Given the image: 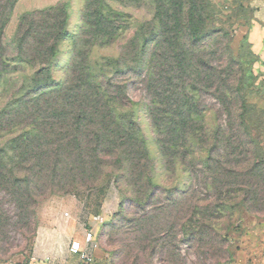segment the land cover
I'll return each instance as SVG.
<instances>
[{
	"label": "trees",
	"instance_id": "trees-1",
	"mask_svg": "<svg viewBox=\"0 0 264 264\" xmlns=\"http://www.w3.org/2000/svg\"><path fill=\"white\" fill-rule=\"evenodd\" d=\"M110 1L132 0H85L83 26L77 36L82 58H74L70 76L60 85L50 76L49 66L66 34L65 8L58 4L24 13L19 19L13 52L20 62L30 64L34 73L28 91L4 106L0 114V137H11L0 145V229L23 235L33 224L39 197L91 188L99 179L94 171L105 167L123 169L130 175L133 186L139 184L142 191L153 186L146 171L148 151L144 140L137 135L131 113L122 114L130 108L132 80L108 75L94 77L84 54L86 47L88 50L111 44L120 30ZM14 2L0 0V74L9 65L1 33ZM153 2L156 27L146 38L154 40V50L159 51H153L152 56L149 53L145 60L141 54H145L148 43L137 52L138 39L132 38L115 61L114 74L142 73L144 62L147 63L143 76L139 77L150 99L151 121L164 141L175 147L180 143L186 147L194 138L191 123L197 117L178 88L180 81L182 86L187 80L209 88L214 86L213 96L220 104L218 114L224 115L225 123L218 124L213 134L200 136L206 155L202 168L192 178L197 188L211 186L220 192L229 188L240 193V201L246 203L247 209L261 211L264 163L257 162L260 151L249 146L253 138L244 124V113L235 109L240 100L242 76L239 78L240 73L233 68L220 71L203 62L191 71L187 57V44L203 36V0ZM132 53L135 57H131ZM166 88L170 89L168 93ZM170 205L178 206L174 197ZM152 208L144 215L154 224L156 215H150ZM198 222L201 242L211 224ZM168 227L171 229V221ZM140 230L139 241L154 235L152 226L151 230Z\"/></svg>",
	"mask_w": 264,
	"mask_h": 264
},
{
	"label": "rangeland",
	"instance_id": "rangeland-1",
	"mask_svg": "<svg viewBox=\"0 0 264 264\" xmlns=\"http://www.w3.org/2000/svg\"><path fill=\"white\" fill-rule=\"evenodd\" d=\"M58 4L65 8L67 20L66 34L49 66L55 84H62L70 76L74 58H82L77 36L83 26L85 0H15L1 33V41L8 49L9 65L0 74V114L4 106L28 91L34 73V68L20 62L13 52L20 17ZM109 5L117 13L114 19L120 21V30L111 44L88 50L86 47L84 54L94 77L108 75L132 80L130 108L122 114L131 113L137 135L144 140L148 151L146 171L153 186L142 191L139 184L133 186L130 175L123 169L105 167L94 171L99 179L91 188L39 197L34 206L35 219L26 233L0 229V259L25 255L38 227L45 228L47 212L57 208L62 218L78 217L85 228L94 215L104 216V221L97 225L95 241L108 253L111 264H264V209H247L246 203L240 201L242 194L229 188L221 192L211 186L197 188L192 178L202 168L206 155L200 136L213 134L218 124L225 123L224 115L218 114L220 104L213 96L214 86L209 88L195 80H187L182 86L180 81L178 88L191 104V110L197 113L191 123L194 138L186 147L181 143L179 147L170 146L151 121L150 99L139 77L143 76L147 63L144 62L142 73L114 74V63L132 38L138 39L137 52L148 43L145 54H141L145 60L149 53L152 56L153 51H159L154 50V40L146 38L156 27L155 4L153 0H132L110 1ZM203 6V36L193 44L185 41L191 71L203 62L220 71L233 68L240 73V76L235 74L242 76L240 100L235 109L244 113V124L253 138L249 146L260 151L257 162L263 164L264 0H203ZM131 57H135L133 53ZM169 91L166 88L165 92ZM9 139L7 135L0 137V145ZM173 197L178 206L170 205ZM150 206H153L150 215H156L154 224L144 215L150 212ZM198 221L211 224L201 242ZM151 226L154 235L139 241L140 229L151 230Z\"/></svg>",
	"mask_w": 264,
	"mask_h": 264
},
{
	"label": "crops",
	"instance_id": "crops-1",
	"mask_svg": "<svg viewBox=\"0 0 264 264\" xmlns=\"http://www.w3.org/2000/svg\"><path fill=\"white\" fill-rule=\"evenodd\" d=\"M47 216L46 226L38 227L30 250L25 255L0 259L1 264H80L79 257L69 251V246L72 241L83 243L84 223L78 221V217L62 218L57 208H51ZM87 249L91 264H111L101 246H87Z\"/></svg>",
	"mask_w": 264,
	"mask_h": 264
},
{
	"label": "built area",
	"instance_id": "built-area-1",
	"mask_svg": "<svg viewBox=\"0 0 264 264\" xmlns=\"http://www.w3.org/2000/svg\"><path fill=\"white\" fill-rule=\"evenodd\" d=\"M103 221L104 216L102 214L94 215L85 228V232L83 235V243H80L79 241L71 242L69 246V251L79 257L80 264H91L92 258L88 252L87 246L93 248H96L98 246L97 242L95 241V233L98 228L97 225H100Z\"/></svg>",
	"mask_w": 264,
	"mask_h": 264
}]
</instances>
